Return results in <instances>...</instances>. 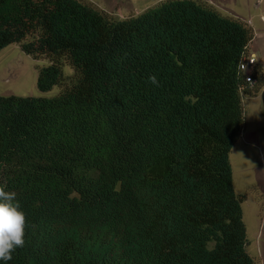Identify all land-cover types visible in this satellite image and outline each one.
Listing matches in <instances>:
<instances>
[{
    "label": "trees",
    "instance_id": "16d2710c",
    "mask_svg": "<svg viewBox=\"0 0 264 264\" xmlns=\"http://www.w3.org/2000/svg\"><path fill=\"white\" fill-rule=\"evenodd\" d=\"M253 37L203 0L122 19L0 0V50L46 55L38 87H60L0 94V185L29 225L7 264H255L230 160L243 93L264 85L241 69Z\"/></svg>",
    "mask_w": 264,
    "mask_h": 264
},
{
    "label": "rangeland",
    "instance_id": "374dc122",
    "mask_svg": "<svg viewBox=\"0 0 264 264\" xmlns=\"http://www.w3.org/2000/svg\"><path fill=\"white\" fill-rule=\"evenodd\" d=\"M115 19L142 13L164 0H84ZM212 4L223 15L245 21L253 28L255 40L250 43L255 51L257 65L264 68V0H203ZM50 62L46 55L35 57L27 53L21 42H13L0 50V94L56 95L60 87L41 91L37 84L38 67ZM259 63V64H258ZM73 68L65 64L66 75ZM261 93H243L245 124L244 134L230 153L234 188L246 193L242 202L244 221L248 232V251L255 264H264V108Z\"/></svg>",
    "mask_w": 264,
    "mask_h": 264
},
{
    "label": "clouds",
    "instance_id": "9594fccd",
    "mask_svg": "<svg viewBox=\"0 0 264 264\" xmlns=\"http://www.w3.org/2000/svg\"><path fill=\"white\" fill-rule=\"evenodd\" d=\"M148 80L159 86L154 75H150ZM5 188V185H0V261L7 264L12 260L13 253L25 246L26 229L29 225L17 194L6 191Z\"/></svg>",
    "mask_w": 264,
    "mask_h": 264
},
{
    "label": "built area",
    "instance_id": "2783aa9c",
    "mask_svg": "<svg viewBox=\"0 0 264 264\" xmlns=\"http://www.w3.org/2000/svg\"><path fill=\"white\" fill-rule=\"evenodd\" d=\"M256 54L255 53H250L249 56L241 63V69L247 73L250 74L253 66L256 64L257 59H256ZM252 83H254V80H250Z\"/></svg>",
    "mask_w": 264,
    "mask_h": 264
},
{
    "label": "crops",
    "instance_id": "0c3cea01",
    "mask_svg": "<svg viewBox=\"0 0 264 264\" xmlns=\"http://www.w3.org/2000/svg\"><path fill=\"white\" fill-rule=\"evenodd\" d=\"M254 40H255V35H254V37H253L251 43H252ZM251 49H252V48H251V44H250V53H255V54H257L255 51H253V50H251ZM257 58H258V56H257ZM257 60H258V59H257ZM258 64H259V63H258ZM263 90H264V85H263V86H260V85H259V86H256V87H255L254 89H252L251 91L246 92V93H247V94H250V95H256V97H258L257 94L263 92ZM261 102H262V105H263L262 94H261ZM243 103H244V98H243ZM263 108H264V106H263ZM244 124H245V123H244ZM243 134H244V126H243L242 134H241L240 137H242Z\"/></svg>",
    "mask_w": 264,
    "mask_h": 264
},
{
    "label": "water",
    "instance_id": "95a60500",
    "mask_svg": "<svg viewBox=\"0 0 264 264\" xmlns=\"http://www.w3.org/2000/svg\"><path fill=\"white\" fill-rule=\"evenodd\" d=\"M262 101H263V106H264V90L262 92Z\"/></svg>",
    "mask_w": 264,
    "mask_h": 264
}]
</instances>
